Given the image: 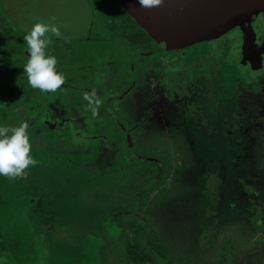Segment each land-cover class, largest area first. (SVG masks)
I'll return each mask as SVG.
<instances>
[{"label":"rangeland","instance_id":"1","mask_svg":"<svg viewBox=\"0 0 264 264\" xmlns=\"http://www.w3.org/2000/svg\"><path fill=\"white\" fill-rule=\"evenodd\" d=\"M45 1L48 21L69 20L60 14L55 1ZM90 3L94 12L90 39L78 42L79 47L69 45V60L63 63L51 42L45 49L46 55L58 54L56 69L64 80L73 71L68 75L66 68H76L83 59L112 60L107 29L116 36L111 37L112 44L123 37L122 29L109 26L103 6L97 0ZM9 15L0 8V93L11 101V116L0 128L23 123L30 113L26 106L41 102L46 92L27 83L23 71L27 45L24 35L18 40L12 28L26 35L31 28L28 17L24 16L28 22L18 25ZM81 28L86 30V26H76L67 32L83 34ZM216 56L203 48L193 49L177 67L192 68L191 76L197 78L207 69L220 76L224 65ZM205 65L209 67L202 68ZM152 72L147 78L149 93L159 80ZM219 82L222 77L215 79ZM50 98L46 97L47 102L64 113L78 108V102L68 101L59 88ZM85 118L88 132L80 144L68 147L67 141L59 140L61 132L59 136L52 133L48 141L28 134L30 155L36 163L21 176L0 175V264H132L129 250L135 248L134 242L153 255L156 264H264V150L254 147L251 139L245 147L229 140L232 143L223 146L228 148L227 161L216 153L221 141L214 140L205 161L210 164L195 168L188 165L193 159L182 139L164 143L154 136L143 142L137 132L132 149L126 151L118 129L108 128L105 121L98 124L88 115ZM96 125L111 139L96 136ZM212 131L220 130L216 126ZM167 148L171 150L170 167L161 156ZM141 164L154 166L156 171L142 170ZM153 231L160 238L163 255L147 242Z\"/></svg>","mask_w":264,"mask_h":264},{"label":"flooded vegetation","instance_id":"2","mask_svg":"<svg viewBox=\"0 0 264 264\" xmlns=\"http://www.w3.org/2000/svg\"><path fill=\"white\" fill-rule=\"evenodd\" d=\"M88 35L90 39L91 33ZM111 35L107 29V40L111 37L116 39ZM117 39L119 41L113 44L107 41L114 51L112 60L89 62L83 59L76 68H66L68 75L70 70L73 71L58 88L68 101L78 102L75 104L77 110L68 109L70 112L64 113L54 108L46 100V97L51 100L53 91H46L41 102L26 106V112L30 111L24 116V121L29 123L27 135L42 136L43 141H48L52 133L61 132L59 140H65L68 147H73L80 144L88 132L85 125L88 115L98 124L105 121L108 128L118 129L127 144L126 151L132 149L137 132L143 142L154 136L164 143L171 138L182 139L193 159L188 165L195 168H199L200 163L201 167L210 164L205 161L212 153L214 140L221 141L215 149L221 144L220 152L216 153L222 154L226 161L228 148L223 146L232 143L229 140L245 147V141L251 139L254 147L264 150V12L258 13L244 28L235 27L217 39L182 49L165 50L154 40ZM49 42L55 47V50L52 47L54 54L60 50L62 63L69 60L66 56L70 52L68 46L78 43L67 40ZM152 43L156 47L152 48ZM202 48L206 54L220 57L224 65L220 76L207 69L202 78H197L191 76L192 68L177 67L187 52ZM54 57L59 58L58 54ZM152 70L159 80L149 93L147 78L149 73L153 74ZM179 71L185 76H181ZM214 76L216 81L222 77L221 85L220 82L218 85L215 83ZM9 101L0 93V124L11 116ZM90 107L92 115L88 113ZM20 120L15 121L19 123ZM214 125L219 128L218 133L212 131L216 128ZM95 129L98 131L96 136L102 135L106 141L111 139L109 135L101 134L97 125ZM262 150L258 153L262 154ZM170 153L169 148L161 153L168 167ZM125 155L131 158L127 152ZM139 167L156 171L154 166L141 164Z\"/></svg>","mask_w":264,"mask_h":264},{"label":"water","instance_id":"3","mask_svg":"<svg viewBox=\"0 0 264 264\" xmlns=\"http://www.w3.org/2000/svg\"><path fill=\"white\" fill-rule=\"evenodd\" d=\"M120 1L130 17L165 50L217 39L235 27L244 28L264 12V0H159L149 5Z\"/></svg>","mask_w":264,"mask_h":264},{"label":"clouds","instance_id":"4","mask_svg":"<svg viewBox=\"0 0 264 264\" xmlns=\"http://www.w3.org/2000/svg\"><path fill=\"white\" fill-rule=\"evenodd\" d=\"M137 2L149 5L158 3L159 0H137ZM48 31L59 34L54 25L36 22L23 37L28 53L27 61L23 66V71L27 74V83L42 92L55 91L64 80L63 74L56 69V58L45 53L49 43V37L45 33ZM26 128L25 123L11 128H0V175L21 176L24 174V169L36 163L30 155L31 144Z\"/></svg>","mask_w":264,"mask_h":264},{"label":"crops","instance_id":"5","mask_svg":"<svg viewBox=\"0 0 264 264\" xmlns=\"http://www.w3.org/2000/svg\"><path fill=\"white\" fill-rule=\"evenodd\" d=\"M53 1H55L56 4L61 8L60 14H62L63 17L69 18L67 22H59L58 19H56L54 22L48 21V17L46 16L43 9V0H0V8L3 11H6L8 15L10 14L9 17L18 25L23 22H28V20L31 26L36 22L48 24L50 26L54 25L57 28L59 34H53L51 31L46 32L45 35L49 37V41L67 40L71 42H82L86 39L89 40L88 34L90 33V27L94 23V12L90 0ZM73 6H77V8H74ZM85 8L87 9V13L84 11ZM24 16L28 17V20H26ZM37 16L41 18L38 17V19H35ZM76 26H86V30L81 28V31L84 32L83 34L73 31L67 32L68 27L74 28Z\"/></svg>","mask_w":264,"mask_h":264},{"label":"trees","instance_id":"6","mask_svg":"<svg viewBox=\"0 0 264 264\" xmlns=\"http://www.w3.org/2000/svg\"><path fill=\"white\" fill-rule=\"evenodd\" d=\"M97 1L105 9L107 19L110 23L109 26L112 29H115L117 27L120 30L122 29L121 31L123 33V37L127 38L128 40H136L137 38H140L142 40H148L149 42H153V39L125 11L120 0ZM12 28L14 35L18 40H20L21 36L25 35L21 33L15 26H12ZM23 123H25L28 128V121H24ZM140 228L141 227L139 226L136 231V234H139L138 231ZM147 242L153 251L157 252L160 255L164 254L160 238L155 231L147 235ZM134 247L135 248H130L129 250V257L131 259L132 264H156L153 255L142 250L141 245L139 243L134 242Z\"/></svg>","mask_w":264,"mask_h":264}]
</instances>
